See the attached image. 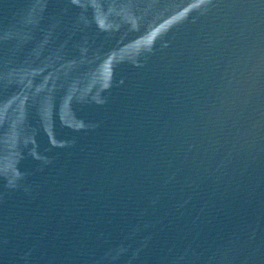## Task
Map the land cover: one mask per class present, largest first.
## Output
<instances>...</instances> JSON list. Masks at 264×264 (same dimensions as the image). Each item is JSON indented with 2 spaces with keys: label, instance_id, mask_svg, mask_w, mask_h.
Returning a JSON list of instances; mask_svg holds the SVG:
<instances>
[{
  "label": "water",
  "instance_id": "water-1",
  "mask_svg": "<svg viewBox=\"0 0 264 264\" xmlns=\"http://www.w3.org/2000/svg\"><path fill=\"white\" fill-rule=\"evenodd\" d=\"M0 264H264V0H0Z\"/></svg>",
  "mask_w": 264,
  "mask_h": 264
}]
</instances>
